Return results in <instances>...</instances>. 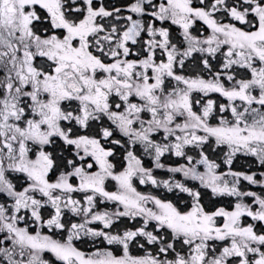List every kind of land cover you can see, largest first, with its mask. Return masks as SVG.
I'll use <instances>...</instances> for the list:
<instances>
[{
	"label": "snow or ice",
	"instance_id": "6c2138e0",
	"mask_svg": "<svg viewBox=\"0 0 264 264\" xmlns=\"http://www.w3.org/2000/svg\"><path fill=\"white\" fill-rule=\"evenodd\" d=\"M0 264H264V0H0Z\"/></svg>",
	"mask_w": 264,
	"mask_h": 264
}]
</instances>
